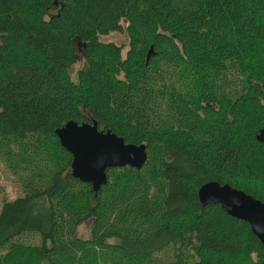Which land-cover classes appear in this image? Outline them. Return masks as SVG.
<instances>
[{
  "label": "trees",
  "instance_id": "obj_1",
  "mask_svg": "<svg viewBox=\"0 0 264 264\" xmlns=\"http://www.w3.org/2000/svg\"><path fill=\"white\" fill-rule=\"evenodd\" d=\"M122 30L125 53L103 37ZM70 119L145 143L144 164L94 190ZM263 128L264 0H0V158L24 191L0 264H264L249 222L199 197L217 180L264 200Z\"/></svg>",
  "mask_w": 264,
  "mask_h": 264
},
{
  "label": "water",
  "instance_id": "obj_2",
  "mask_svg": "<svg viewBox=\"0 0 264 264\" xmlns=\"http://www.w3.org/2000/svg\"><path fill=\"white\" fill-rule=\"evenodd\" d=\"M56 132L73 155V174L91 182L94 190L107 182L109 167L127 164L141 167L147 158L145 143L127 142L111 129H101L96 119L92 122L70 119ZM259 137L264 139V128ZM199 197L203 203H220L229 213L248 221L264 244V200L217 180L203 183Z\"/></svg>",
  "mask_w": 264,
  "mask_h": 264
},
{
  "label": "rangeland",
  "instance_id": "obj_3",
  "mask_svg": "<svg viewBox=\"0 0 264 264\" xmlns=\"http://www.w3.org/2000/svg\"><path fill=\"white\" fill-rule=\"evenodd\" d=\"M103 37L106 40H112L124 46L123 53L127 50L129 36L126 31L111 32L108 35H103ZM23 192V186L19 176L0 158V209L5 200L14 199L20 194H23ZM77 232L82 237H88L90 235V223L80 224Z\"/></svg>",
  "mask_w": 264,
  "mask_h": 264
}]
</instances>
